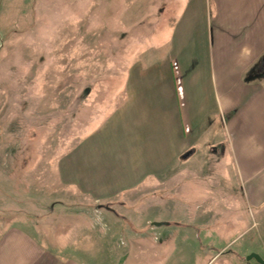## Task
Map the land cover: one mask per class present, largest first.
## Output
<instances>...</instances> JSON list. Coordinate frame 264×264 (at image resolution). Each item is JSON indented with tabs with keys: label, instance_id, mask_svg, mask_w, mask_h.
Masks as SVG:
<instances>
[{
	"label": "rangeland",
	"instance_id": "1",
	"mask_svg": "<svg viewBox=\"0 0 264 264\" xmlns=\"http://www.w3.org/2000/svg\"><path fill=\"white\" fill-rule=\"evenodd\" d=\"M183 6L184 0H0V194H33V203L21 205L4 198L0 227L24 226L84 264L89 257L99 264H259L238 253L253 233L239 236L247 220L233 212L216 218L230 205L219 192L239 189L232 160L209 179L202 173L215 165H196L199 176L187 182L189 207L172 211L168 168L161 164L164 170L150 175L144 162L152 157L134 145L140 73L151 81V100L163 104L158 86L175 76L180 85L186 70L180 60L176 74L169 67L171 54L180 52L170 34ZM85 179L96 185L90 192ZM149 183L161 185L155 195L144 193ZM98 204L116 216L99 214ZM209 210L214 215L202 224ZM117 218L122 229H115ZM148 219L159 226H146ZM229 242L230 250L215 257L212 248ZM258 249L264 259V247Z\"/></svg>",
	"mask_w": 264,
	"mask_h": 264
},
{
	"label": "crops",
	"instance_id": "2",
	"mask_svg": "<svg viewBox=\"0 0 264 264\" xmlns=\"http://www.w3.org/2000/svg\"><path fill=\"white\" fill-rule=\"evenodd\" d=\"M179 12L170 44L180 52L171 54L169 67L174 74L180 60L186 70L180 85L174 75V80L156 86L165 98L163 104L151 100V84L147 88L151 81L140 73L144 77L139 76L137 86L144 94L138 98L139 130L134 145L152 157L144 162L152 166L150 175L158 176L157 172L168 168L172 211L175 206L189 207L187 198L193 191H189L187 182L199 176L196 165L204 161L203 165H215L202 173V178L209 179L220 174L226 159L232 160L239 189L236 193L219 192L230 205L218 209V213L233 212L239 222L246 219L248 225L239 236L253 233L238 253L259 254V245L264 247V0H184ZM204 142L209 144L208 151L201 154ZM61 172L66 174L64 166ZM84 182H89V192L96 187L90 180ZM143 187L144 193L155 195L161 185L149 183ZM22 193L24 198L19 197L21 193L0 194V206L4 198L17 205L33 203L30 191ZM179 196L185 200L175 199ZM99 200L96 197L94 203ZM109 210L99 205L96 212L104 216L103 211ZM206 212L202 224L210 220L209 214L214 215L210 210ZM216 218L221 220V214ZM157 224L152 219L146 221V226L156 228ZM0 228V264H84L49 249L24 226L7 224ZM117 228L122 229L118 218ZM103 243L107 257L111 256L110 237L106 236ZM231 243L213 247L214 256L230 250ZM210 249L205 248L208 252ZM89 261L99 264L96 257H89ZM110 261L107 258L106 264H112Z\"/></svg>",
	"mask_w": 264,
	"mask_h": 264
},
{
	"label": "water",
	"instance_id": "3",
	"mask_svg": "<svg viewBox=\"0 0 264 264\" xmlns=\"http://www.w3.org/2000/svg\"><path fill=\"white\" fill-rule=\"evenodd\" d=\"M251 260H255L259 264H264V259L261 258V256L257 253H251L249 256H247V261H251Z\"/></svg>",
	"mask_w": 264,
	"mask_h": 264
}]
</instances>
